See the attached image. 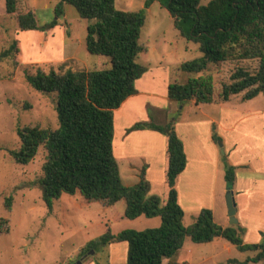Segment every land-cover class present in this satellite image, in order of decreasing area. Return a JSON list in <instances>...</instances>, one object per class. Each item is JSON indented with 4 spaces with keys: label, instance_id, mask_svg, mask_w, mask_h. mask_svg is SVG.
Wrapping results in <instances>:
<instances>
[{
    "label": "rangeland",
    "instance_id": "obj_1",
    "mask_svg": "<svg viewBox=\"0 0 264 264\" xmlns=\"http://www.w3.org/2000/svg\"><path fill=\"white\" fill-rule=\"evenodd\" d=\"M18 13L28 10L36 16L37 24L43 27L62 18L55 29L20 31L17 13L8 14L4 0H0V264H125L127 246L125 243H112L105 248L86 250L89 242L101 237L107 229L117 235L124 230L143 231L160 226L158 218L141 216L135 220L125 217L124 200L112 206L101 203H87L79 193L62 194L55 200L52 210L44 204L38 182L44 177L42 170L45 151L38 149L33 161L27 165L16 164L10 156L19 147L17 129L39 126L47 130L58 128L55 113V95L44 94L33 89L25 75L40 69L44 72H57L60 65L73 71L109 68L107 58L91 55L85 46L87 22L78 17L74 7L63 5V14L55 15V6L60 0H18ZM169 0H115V8L125 12L143 11L144 26L139 42L146 46L136 63L152 71L143 82L157 83L156 88H146L161 94L144 101V109L149 111L152 121L164 125L169 121L179 124V131L204 142L211 141V135L221 139L215 143L217 150L214 164H209L210 175L202 188L201 200L191 196L189 185L181 183L176 191L178 204L183 211V227L191 226L201 209L213 214V221L220 227L230 226L225 195L224 168L233 169L236 180L244 191L241 204L236 209L238 228L243 230L244 244L264 243V94L250 101H242L243 94L231 96L223 102L220 94L223 85L231 83L230 76L243 68L253 74L258 68L257 60L225 63L211 67L207 72L212 77L215 96L212 104L193 106V101L182 106L169 103L164 95L166 82H181L186 75L179 71L184 62L201 58L198 45L181 35L174 26L163 4ZM212 0H200V6H207ZM149 4L146 7V4ZM186 34L191 24H181ZM14 42L18 54L9 57L2 54ZM72 57V58H69ZM64 60L62 63L61 61ZM160 64L162 69L156 67ZM150 73V72H149ZM142 85H140L141 87ZM155 86V85H154ZM130 101L115 113V135L120 144V133L129 128L130 120L138 116ZM139 110V108H138ZM122 119L124 120L122 122ZM125 121H129L124 123ZM143 121V120H142ZM235 144L236 165L227 166L224 139ZM221 143L219 147L218 143ZM227 145V144H226ZM204 148V143L200 147ZM227 147V146H226ZM207 148H204L205 151ZM223 151V152H222ZM140 154V153H139ZM139 154L115 157L122 184L131 187L138 182V173L144 161ZM226 154V155H225ZM220 161V164H219ZM225 166V167H224ZM232 166V165H231ZM212 172V173H211ZM261 192L253 196L252 181H257ZM155 185V184H154ZM162 185V184H161ZM155 185L156 195L163 202L167 197L166 186ZM205 191V192H204ZM199 195V194H198ZM11 199V210L5 207V200ZM6 221L5 224L2 223ZM7 232V233H6ZM251 252H240L223 239L211 243L195 244L185 239L182 249L168 263L163 264H226L228 260L243 262L252 257ZM249 264H264L249 263Z\"/></svg>",
    "mask_w": 264,
    "mask_h": 264
},
{
    "label": "trees",
    "instance_id": "obj_2",
    "mask_svg": "<svg viewBox=\"0 0 264 264\" xmlns=\"http://www.w3.org/2000/svg\"><path fill=\"white\" fill-rule=\"evenodd\" d=\"M199 1L169 0L163 4L176 29L197 44L202 55L180 65L179 71L186 79L183 83L169 84L168 100L180 106L191 101L196 105L212 104L215 89L212 77L207 74L209 69L249 60L259 63L255 73L238 68L230 76L231 83L223 85L220 97L226 102L231 96L243 94L242 101H250L264 94V0H212L207 6H200ZM4 3L8 14L17 13L20 31L53 29L57 25L52 21L39 27L32 10L18 13V0H4ZM65 4L74 7L78 17L87 22V52L107 58L110 66L93 71H73L60 66L57 72L38 69L25 75L33 89L55 95L58 128L17 129L19 147L10 152V156L16 164L27 165L33 161L38 149L43 148L46 153L42 166L44 177L38 186L49 211L62 194L79 193L87 203L103 206L124 200V215L129 220L141 216L158 218L160 226L157 228L124 230L117 235L107 229L86 246L85 251L125 243V264H163L176 256L186 238L195 244L223 239L240 252L253 253L243 262L233 259L226 264L264 263V243L244 244L241 228L216 225L208 209H201L194 223L183 227V211L178 204L175 184L185 169L186 156L173 120L164 125L152 121L137 123L128 130H151L165 136L166 200L162 202L159 197L148 195L145 169L134 186L122 184L113 153L114 111L137 94L135 82L146 72L144 66L136 63V59L147 51L139 42L145 15L143 11L117 10L115 0H60L54 9L56 17L63 14ZM186 23L191 24L189 34L180 28ZM18 52L17 42H14L2 56L9 57ZM212 141L217 143L220 139L213 135ZM224 179L229 187L233 185V169L225 170ZM4 204L10 211L11 199H6Z\"/></svg>",
    "mask_w": 264,
    "mask_h": 264
},
{
    "label": "crops",
    "instance_id": "obj_3",
    "mask_svg": "<svg viewBox=\"0 0 264 264\" xmlns=\"http://www.w3.org/2000/svg\"><path fill=\"white\" fill-rule=\"evenodd\" d=\"M62 18H64V17H62ZM62 18L57 19V21H56L57 25L55 27H57L59 24L62 23V21H63ZM45 25H47V24H45ZM55 27L53 28V30L55 29ZM69 58H72V57H69ZM66 60L67 59H65V62H63L64 60H62L61 63L62 62L63 63L60 66H64V64L66 63ZM156 68L159 71L162 69L160 64H158V66ZM152 71L153 70L148 71V69L146 68V72L141 76L140 79H138L135 82V89L137 91V94L128 98L122 104L123 106L127 105L130 101H133V97H135L136 100H134L133 105H135L136 108H134V109L136 112H140V114L138 113V116L136 118H134L133 120H130L131 123H130V125H128V126H130L129 128L124 129V127H126V125L122 124L123 129L121 130V133H120V136H121V139L119 140L120 144L116 143L118 138H116L117 136L115 135V131H116V129H115V125H116L115 124V113L117 111L120 112L121 109H123V107H121L122 105L120 106L119 109L114 111L113 153H114L115 157L127 156V154L130 156L133 154H139L140 153L139 157H140V159H142L144 161L143 165L141 166L140 172L143 169H145V179L149 184L148 195L156 196L154 194H156L157 191H156L154 186L158 185V184H160V185L162 184L163 186L165 185V171H166V166H167L166 138L162 134L155 132V131H151V130H139V131H131V132L128 131L131 127H133L137 123L152 121V117L149 114V111H146L144 109V101H146V99H149V98L154 99L156 95L161 94V92L159 93L157 90L153 91L156 88L157 83L155 84L154 82H147V81L143 82V81H145L146 77H148L150 74H152ZM167 82L165 85L166 88H165L164 95L167 94V88L170 84L169 83L167 85ZM140 85H142V86L140 87ZM149 87L153 88V90H151L150 93L146 91V88H149ZM226 102H228V101H226ZM169 103H175V102L169 101ZM175 104H177V103H175ZM193 106L197 107V105L195 104L194 101H193ZM138 108H139V110H138ZM123 121L124 120L122 119V122ZM126 122H129V121H125L124 123H126ZM175 131H176L177 136L180 138V140L183 143L184 153L186 156V166H185L184 171L176 179L175 189H177V187L181 183H185V184L190 186L189 187L190 195L195 196V198H198L199 200H201L202 198H204L203 197V190L198 191V189L195 188L194 186H200L202 188V185H204V183H206L208 180V177H209L208 175H210L208 165L214 164V160H215V156H216V152H217V150L215 148V143L212 141L213 135H211V141H208L209 139L204 138V142H202L201 140L199 141L197 138L191 137L188 133L182 134L179 131V124L176 125V123H175ZM221 137L222 136H220V139H221ZM224 140L225 141H224V143H222V146L225 147V149L227 148V150H226L227 156H226V159H224V163L226 161V163L228 164L227 166L233 167L236 165L235 154L233 153L235 144H233V145L230 144L231 141L226 139V138ZM200 143H204V148H207L206 149L207 151L204 150L203 146L200 147ZM219 164H220V161H219ZM224 170H226V168H224ZM140 172L138 173V181H139ZM224 176H225V171L223 174V180H224V185H225L223 193L226 194V188L228 187V185L225 182ZM235 178H236V176H234V181L236 180ZM234 181H233V185L230 188H231V191L233 193V198H234V201L236 204V209L239 210L240 207L241 208L243 207L242 205H240V207H238V205L241 204V202L243 201L242 197H244L243 196L244 191L242 189V186H240L241 182H239V180H238L234 184ZM252 182H253L252 183L253 192L254 193L256 192V194L253 196V199L255 200L257 195H259L261 192V187L259 186L258 180L252 181ZM162 185H161V187H162ZM177 196L179 198L178 192H177ZM237 212L238 211H236V214H237ZM238 213H240V212H238ZM238 223H239V221H238ZM228 226H226V227H228ZM222 228H225V227H222ZM170 260H165V261H166V263H168Z\"/></svg>",
    "mask_w": 264,
    "mask_h": 264
},
{
    "label": "water",
    "instance_id": "obj_4",
    "mask_svg": "<svg viewBox=\"0 0 264 264\" xmlns=\"http://www.w3.org/2000/svg\"><path fill=\"white\" fill-rule=\"evenodd\" d=\"M218 144H219V147L222 148L221 143L219 142ZM225 201H226V207H227V214L229 217V224L230 226L237 225L238 220L236 219V204L233 198V193L229 186L226 188ZM76 264H80V262H77Z\"/></svg>",
    "mask_w": 264,
    "mask_h": 264
}]
</instances>
